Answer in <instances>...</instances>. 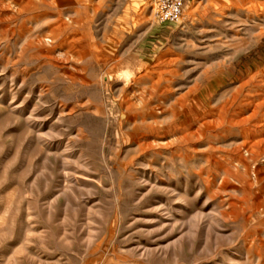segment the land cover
Segmentation results:
<instances>
[{
  "label": "rangeland",
  "instance_id": "1",
  "mask_svg": "<svg viewBox=\"0 0 264 264\" xmlns=\"http://www.w3.org/2000/svg\"><path fill=\"white\" fill-rule=\"evenodd\" d=\"M184 4L0 0V264H264V0Z\"/></svg>",
  "mask_w": 264,
  "mask_h": 264
},
{
  "label": "built area",
  "instance_id": "2",
  "mask_svg": "<svg viewBox=\"0 0 264 264\" xmlns=\"http://www.w3.org/2000/svg\"><path fill=\"white\" fill-rule=\"evenodd\" d=\"M184 0H153V11L161 24H178L184 12Z\"/></svg>",
  "mask_w": 264,
  "mask_h": 264
},
{
  "label": "bare ground",
  "instance_id": "3",
  "mask_svg": "<svg viewBox=\"0 0 264 264\" xmlns=\"http://www.w3.org/2000/svg\"><path fill=\"white\" fill-rule=\"evenodd\" d=\"M259 1V0H258ZM210 3V2H209ZM47 18V17H46ZM13 100V99H12ZM255 102V101H254ZM231 104V103H230ZM248 110V109H247ZM32 112V111H31ZM29 116V115H28ZM31 116V115H30ZM261 117V116H260ZM29 118V117H28ZM258 118V117H257ZM262 118V117H261ZM30 119V118H29ZM263 119V118H262ZM264 128V127H263ZM139 134V133H138ZM261 148V147H260ZM258 195V194H257ZM260 198V197H259Z\"/></svg>",
  "mask_w": 264,
  "mask_h": 264
}]
</instances>
